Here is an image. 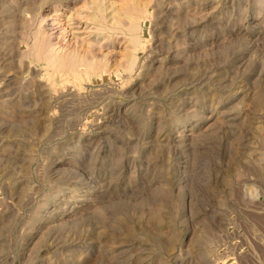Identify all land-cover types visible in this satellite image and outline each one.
I'll return each instance as SVG.
<instances>
[{
    "label": "rangeland",
    "instance_id": "obj_1",
    "mask_svg": "<svg viewBox=\"0 0 264 264\" xmlns=\"http://www.w3.org/2000/svg\"><path fill=\"white\" fill-rule=\"evenodd\" d=\"M0 264H264V0H0Z\"/></svg>",
    "mask_w": 264,
    "mask_h": 264
},
{
    "label": "bare ground",
    "instance_id": "obj_2",
    "mask_svg": "<svg viewBox=\"0 0 264 264\" xmlns=\"http://www.w3.org/2000/svg\"><path fill=\"white\" fill-rule=\"evenodd\" d=\"M98 10H99L98 16L99 18H101L102 9L98 8ZM126 15L128 17L130 16L132 18L134 17L131 11H126ZM99 18L98 20H100ZM135 30H136V26L133 23L131 28L129 29L130 40L133 42L134 47L136 49L138 46V39L136 37V34L134 33ZM33 34H34L33 36L34 40L31 43L29 51L26 52L32 55L33 57L37 58L38 60H44L45 64L52 69L54 75L59 74L66 76V75H72L73 73H81L85 69L92 70L99 66H104V67L106 66V68L108 67L105 61L95 59L97 57H95L94 55H92L91 57L88 55H79L77 51L57 52L56 49L54 48V45L52 44L50 37L51 35H49L47 29L39 28L36 31H34ZM135 57L136 55L134 52L129 54L128 67H130L133 64ZM65 83L66 82H64V84Z\"/></svg>",
    "mask_w": 264,
    "mask_h": 264
}]
</instances>
